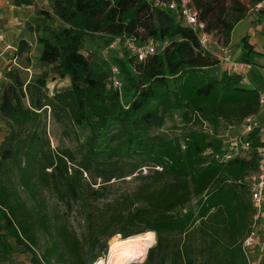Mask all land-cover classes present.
Listing matches in <instances>:
<instances>
[{"label": "trees", "instance_id": "16d2710c", "mask_svg": "<svg viewBox=\"0 0 264 264\" xmlns=\"http://www.w3.org/2000/svg\"><path fill=\"white\" fill-rule=\"evenodd\" d=\"M157 2L53 0L52 12L38 10L35 29L28 24L38 33L40 61L70 85L49 94L48 74L26 81L20 68L4 73L0 261L18 248L38 263L35 247L45 238L43 263L54 257L61 264H94L107 255L113 237L153 231L156 243L144 264H249L242 245L255 214L247 178L259 164L257 132L249 137L248 157L222 162L217 156L225 146L222 125L241 129L247 117L258 115L260 91L241 75L220 72V60L201 47L199 32ZM191 2L203 31L227 45L236 25L264 0ZM103 37L107 47L115 43L109 58L85 46L88 38ZM128 41L152 42L158 50L140 59ZM29 50L22 38L14 60ZM113 68L122 88L112 85ZM49 116L68 136L77 135L81 158L53 148ZM169 117L190 126L175 138L153 135ZM1 119L8 127L3 139ZM134 174L139 185L133 193L107 198L105 183ZM49 194L66 213L77 208L82 214L83 238L52 211Z\"/></svg>", "mask_w": 264, "mask_h": 264}, {"label": "rangeland", "instance_id": "374dc122", "mask_svg": "<svg viewBox=\"0 0 264 264\" xmlns=\"http://www.w3.org/2000/svg\"><path fill=\"white\" fill-rule=\"evenodd\" d=\"M10 2V1H9ZM53 0H34V5L30 7L20 8L16 7L10 2L6 5L7 11L2 13L0 12V33L1 30H6L5 25L8 24L9 20H16L14 21L13 27H17L16 32L14 35L12 34L8 39L7 43L12 44L14 48L18 46V42L25 38L30 43V50L27 55L24 57L18 58L14 60L13 49H9L6 53L2 52L4 49L0 47V71L2 72L3 77H0V84L5 82L6 78L4 77V73L8 70L9 67L13 68H20L21 76L24 80H34L37 79L40 75L48 74L47 77V85L46 90L49 94H53L56 90H62L67 88L70 85V80L68 78H60L51 70V67L43 64L40 61V54H41V46L38 43V33L29 29L28 24L33 26V29L36 28L37 20L38 19V10H48L53 11ZM239 35L242 33V29H238ZM237 31V33H238ZM236 33V37L238 34ZM5 38V37H4ZM107 40L106 37L98 39L96 41H91L89 38L85 43L87 50L93 49L96 52L102 50L105 57H110V47H107L105 43ZM256 55V54H253ZM264 57V55H263ZM253 69L249 77L258 78L260 79V67H263L264 58H258L256 56H252L248 62ZM248 75V73H247ZM246 75V76H247ZM245 76V77H246ZM248 77V82H249ZM1 92V91H0ZM261 120V119H260ZM2 125V139L6 136L8 132V127L6 122L1 119ZM190 124H185L184 121H177L173 117H169L166 119V123L162 128H155L152 130L153 135H162L166 138H175L183 134L188 128ZM192 126V125H191ZM205 129V128H204ZM240 132V128L238 127H228L227 125L223 124L221 127L220 134L223 136L225 142H229L231 138L237 135ZM47 133L50 138L51 144L53 148H69L75 151L79 158H81L80 150L82 149L80 146V142L77 138V135L72 133L70 136L67 133H64L62 125L58 124L54 121L50 116L47 119ZM81 142L83 137L80 138ZM136 174L132 176H127L124 178H112L109 183H105V192L107 193V198L110 199H118L122 198L125 195L133 193L138 185L139 180L135 177ZM12 183L17 185V178L12 177ZM98 183H101V179L98 178ZM20 193L25 197L26 194L23 192L21 188H19ZM50 204L52 206V211L62 217L61 220L66 222L72 229H74L81 238H83V231H84V222L82 219V214L79 213L78 209L76 208L73 213H66L63 206L59 205L55 202V199L49 194L48 195ZM253 223L257 224L258 230L260 232L263 230L264 233V213ZM262 227V228H261ZM116 237V236H115ZM117 237H121L117 235ZM114 238V237H113ZM112 238V239H113ZM111 240L108 241V252L105 258L109 256ZM262 239H264L262 237ZM155 243H156V236H155ZM155 243L152 245L154 246ZM46 240L45 238H41L37 247H35V251L37 252L39 258L38 263L34 260V255L31 252H22L20 249L16 248L15 251L10 255V257L5 261H0V264H61L54 257L51 258V261H45L43 263V252L46 248ZM151 246V247H152ZM150 247V248H151ZM149 251V250H148ZM148 255V252H147ZM263 258H259L254 263L261 264ZM134 262H140L136 260ZM132 262V263H134Z\"/></svg>", "mask_w": 264, "mask_h": 264}, {"label": "built area", "instance_id": "2783aa9c", "mask_svg": "<svg viewBox=\"0 0 264 264\" xmlns=\"http://www.w3.org/2000/svg\"><path fill=\"white\" fill-rule=\"evenodd\" d=\"M157 5L161 8H171L180 13L183 21L193 30L199 32L201 47L205 50L213 51L220 62L227 65V70L229 72L243 76L242 82H245V76L251 69V65L248 62L234 59L233 53L227 45L218 42L210 34L203 31L205 24L199 20L198 11L192 5L191 0H158ZM257 6L261 7L262 3ZM127 45L130 50L138 54L140 59H143L147 54H153L158 50L157 45L152 42L145 45H136L131 41H128ZM112 72V85L116 88H122V82L118 77V69L113 68ZM0 77H3L1 71ZM263 103L264 98L261 96V107ZM175 117L176 119H179L177 116ZM254 132H257L261 143L258 149L259 164L256 172L251 173L248 176L247 181L249 182L252 205L255 209L253 220L256 221L264 213V122L261 121L257 115L247 117L242 124L240 132L231 138L229 142H225L222 153L217 157L222 162H227L236 156L248 157L252 152V142L249 137ZM259 236L257 224L253 223L251 231L243 241L242 245L248 257L249 264H258L254 262L259 258H263L261 264H264V244L262 242L263 239Z\"/></svg>", "mask_w": 264, "mask_h": 264}, {"label": "crops", "instance_id": "0c3cea01", "mask_svg": "<svg viewBox=\"0 0 264 264\" xmlns=\"http://www.w3.org/2000/svg\"><path fill=\"white\" fill-rule=\"evenodd\" d=\"M9 1L10 0H0L1 13L2 11H7L6 5L10 3ZM25 7L30 6H24L22 8ZM14 21L16 20H9L8 24L5 25L6 30H1L2 33H0V47L4 49L2 52L6 53L9 49L14 48L12 44H8L6 42L7 39L12 34L14 35L17 30V27H13L15 23ZM240 27L242 29V33L239 35L238 29H240ZM236 33L238 34V37H236ZM227 46L232 51L233 58L238 61L249 62V59L252 56L264 58V2H262L261 7L256 5L250 8L246 18L239 22L234 28L230 43L227 44ZM217 67L220 72L227 69V65L224 63H220ZM252 69L253 67L251 66V69L248 71V75L245 77V82L257 88L260 91L261 96L264 98V65L263 67L259 68L260 79L258 78V80L255 77H249ZM248 77L249 82L247 81ZM257 116L259 119H261V121L264 122V103L262 104L261 112ZM259 235L261 239L262 237L264 238L263 230L261 232L259 230ZM262 242L264 244V239Z\"/></svg>", "mask_w": 264, "mask_h": 264}, {"label": "clouds", "instance_id": "9594fccd", "mask_svg": "<svg viewBox=\"0 0 264 264\" xmlns=\"http://www.w3.org/2000/svg\"><path fill=\"white\" fill-rule=\"evenodd\" d=\"M155 232L149 231L143 239L155 243ZM148 246H142L140 248L127 249L122 251L118 256H108L107 258H99L94 264H132L133 261L139 260L140 264H144V260L147 258Z\"/></svg>", "mask_w": 264, "mask_h": 264}, {"label": "bare ground", "instance_id": "6f19581e", "mask_svg": "<svg viewBox=\"0 0 264 264\" xmlns=\"http://www.w3.org/2000/svg\"><path fill=\"white\" fill-rule=\"evenodd\" d=\"M148 232L149 231L145 233L133 235L128 238H122V237H117V236L114 237L111 241L109 256L111 255L113 257H116L122 251H125L127 249L140 248L145 245L148 246L147 248V252H148L150 247L153 245L151 241L143 239V237L146 236Z\"/></svg>", "mask_w": 264, "mask_h": 264}]
</instances>
